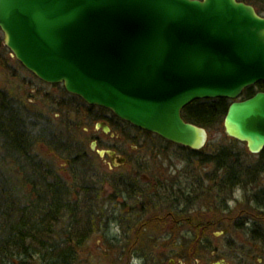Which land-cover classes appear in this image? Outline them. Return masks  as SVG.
<instances>
[{
    "label": "water",
    "instance_id": "1",
    "mask_svg": "<svg viewBox=\"0 0 264 264\" xmlns=\"http://www.w3.org/2000/svg\"><path fill=\"white\" fill-rule=\"evenodd\" d=\"M4 44L28 70L90 105L193 150L206 127L184 119L195 100H232L225 133L264 149V15L242 0H0ZM104 132L110 127L104 122ZM92 150L114 164L113 150Z\"/></svg>",
    "mask_w": 264,
    "mask_h": 264
},
{
    "label": "trees",
    "instance_id": "2",
    "mask_svg": "<svg viewBox=\"0 0 264 264\" xmlns=\"http://www.w3.org/2000/svg\"><path fill=\"white\" fill-rule=\"evenodd\" d=\"M242 1L253 4L264 15V0ZM59 90L60 96H53L50 104L41 109L22 102L0 86V264H81L83 260L86 264H105L111 259L115 242L104 236L103 227L116 220L112 201L117 194L106 197L103 193L97 172L100 158L88 143L93 140L89 124L107 120L117 133L131 127L153 134L119 119L106 108L89 105L68 93L64 86ZM263 90L264 80L246 88L241 99ZM231 102L228 98L195 100L183 109L182 115L185 120L212 130L223 125ZM129 138L136 141L135 136ZM225 139L227 144L209 152L208 143L202 150L180 146L189 162L214 168L204 170L207 172L203 176H194L195 181L190 180L194 184L187 186L183 195L192 198L198 195L197 189L207 184L220 195L252 186L248 202H253L262 218L253 222L252 229L256 231L251 237L264 244V185H259L264 173V150L252 161L243 142L228 135ZM65 171L70 179L63 175ZM120 180L133 181L125 176ZM114 184L116 181L112 180L111 186ZM226 203L222 202L224 206ZM98 232L103 233L108 249L92 258L88 240ZM120 247L121 255L126 256L128 249ZM84 250L91 253L88 258Z\"/></svg>",
    "mask_w": 264,
    "mask_h": 264
},
{
    "label": "rangeland",
    "instance_id": "3",
    "mask_svg": "<svg viewBox=\"0 0 264 264\" xmlns=\"http://www.w3.org/2000/svg\"><path fill=\"white\" fill-rule=\"evenodd\" d=\"M3 39L4 33L0 28V86L16 94L24 103L29 102L36 104V107L41 109L42 107L45 108L48 106L47 104H50L49 99L53 96H60L59 88H61L62 85L59 84L60 86H56L55 84H48L28 71L19 63L11 50L4 44ZM54 97L52 99H54ZM44 111H46V113L49 112L48 109ZM55 115L58 117L60 114L57 113ZM99 122L100 121H95L89 124V132H91L93 136V140L88 141L90 146L93 141L97 140L96 149L100 150L115 147L123 156L129 158V161L124 165L114 168L108 156L100 157L95 151L97 157L100 158L99 164H101V166L98 165L97 172L100 177V185H102L103 193L106 197H109L111 194H117L116 196H118L117 188L120 187L118 184L120 176H125V178H127L126 176L130 174V178L133 179V181L135 178L136 181L139 182V186H144L148 180H157L158 182L167 181L173 183V185L180 181V186L188 190L187 186H192L194 184V182H192L194 176H203L205 174L204 172H207L204 170L214 169L211 165L202 166L196 162H189L186 160L185 157H183L184 155L180 150V146L162 140L155 135H146L137 132L131 127L127 128L124 133L119 131L118 133L120 134L118 137H109L103 131L102 126L97 125ZM87 129L88 127H85V130ZM112 132L117 134L116 129H112ZM225 135L224 125L209 130V147L207 151L209 152L221 145L227 144L228 141L225 139ZM129 136H135L136 141L133 142ZM243 145L246 146L244 143ZM257 156V154H252L250 159L256 161L258 159ZM62 173L66 178L70 179V177H68V172L65 171ZM104 178H110L111 181L105 182ZM112 180H114V182L116 181L114 187L111 186ZM259 185H264V175L261 176ZM209 186L210 185L207 184L206 187L204 186L201 190H196V194L198 195L192 198L196 197L193 200L196 202L195 207L199 213L194 217L189 212L188 215L191 217V220L184 221L180 228H188V224L192 225L191 221L196 223L195 221L200 220L201 223L199 226L202 228L204 225L207 224L209 226L210 222H214L215 227L211 229L212 233H210V238H214L212 242L215 244H250V229L253 225L249 226L248 224L250 223H248L249 220L247 221V219H251L252 222L259 219L254 204L247 201L248 195L252 191V186H246L247 188L238 187L234 191L224 192L223 195L217 193L213 188L209 189ZM189 189L193 192L192 188ZM116 196L112 202H114ZM222 202H227V205L224 206ZM107 207L108 210L111 208L110 205ZM204 220L208 222L205 223ZM139 225L140 224L137 226L139 227ZM191 227L192 226L189 228ZM223 230H225L224 234L222 232ZM103 232L106 238L116 243L113 244V249L111 250V259L105 261V264H148L146 258L147 255H149L147 237H141L136 245V251H134L135 249L133 251L130 250V252L128 254L126 253V256H124L120 253V246L123 245L129 248L131 237L127 239L126 236L122 237L119 234L118 224H116L115 220L110 222L108 227L104 226ZM213 233L215 237L212 236ZM104 236L103 233L99 234V232L93 234V237L88 240V249L93 252L92 254H88L87 250H84L87 253H83L85 257H89L90 254L92 258L99 257L101 250L108 249ZM203 237L204 236H198L193 238L190 235L180 237V245L187 247V244L189 245L190 242L192 244H195V242L201 244ZM133 238L134 237H132V240ZM85 261L86 260H83L82 263L84 264Z\"/></svg>",
    "mask_w": 264,
    "mask_h": 264
},
{
    "label": "flooded vegetation",
    "instance_id": "4",
    "mask_svg": "<svg viewBox=\"0 0 264 264\" xmlns=\"http://www.w3.org/2000/svg\"><path fill=\"white\" fill-rule=\"evenodd\" d=\"M102 122L110 126V132L106 133L109 137L119 136V133L112 132V126L107 120ZM96 142L98 143L97 140ZM109 149L123 157L116 148ZM107 156L112 162L110 156ZM127 160L126 157L123 163L112 162L113 167L122 166ZM130 176L129 174L126 177L130 178ZM138 183L120 180L118 183L120 187L117 188L118 196L114 200L115 222L118 224L119 234L128 238L138 237V240H131L129 248L121 245L123 248H128L127 253L134 249L136 251L140 238L147 237L148 264H264V244L252 239L251 236L256 231L252 227L250 244L217 245L212 242L214 238H210L211 229L215 227L214 222L202 228L191 221L192 225L188 224V228H180L184 221L191 220L189 212L194 217L199 213L195 207L196 202L183 195L186 190L180 186V181L174 185L171 182L157 180H148L144 186H139ZM131 193L139 196H131ZM258 218L262 217L258 216ZM247 221L251 224L248 225L252 226L255 220L252 222L251 219H247ZM190 226L192 227L189 228ZM222 232L224 234L225 230ZM214 233L212 236L215 237ZM187 235L193 238L204 236L201 240L203 244L190 242L187 247L180 245V237Z\"/></svg>",
    "mask_w": 264,
    "mask_h": 264
},
{
    "label": "bare ground",
    "instance_id": "5",
    "mask_svg": "<svg viewBox=\"0 0 264 264\" xmlns=\"http://www.w3.org/2000/svg\"><path fill=\"white\" fill-rule=\"evenodd\" d=\"M250 201V200H249ZM251 202V201H250ZM253 204V202H251Z\"/></svg>",
    "mask_w": 264,
    "mask_h": 264
}]
</instances>
